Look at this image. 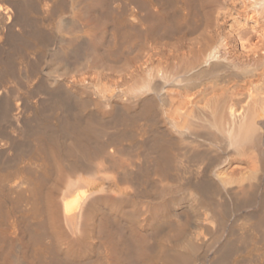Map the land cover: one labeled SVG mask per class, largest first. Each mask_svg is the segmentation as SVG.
Masks as SVG:
<instances>
[{"label": "bare ground", "instance_id": "bare-ground-1", "mask_svg": "<svg viewBox=\"0 0 264 264\" xmlns=\"http://www.w3.org/2000/svg\"><path fill=\"white\" fill-rule=\"evenodd\" d=\"M0 264H264V0H0Z\"/></svg>", "mask_w": 264, "mask_h": 264}, {"label": "rangeland", "instance_id": "rangeland-1", "mask_svg": "<svg viewBox=\"0 0 264 264\" xmlns=\"http://www.w3.org/2000/svg\"><path fill=\"white\" fill-rule=\"evenodd\" d=\"M125 2H127V0H124Z\"/></svg>", "mask_w": 264, "mask_h": 264}]
</instances>
